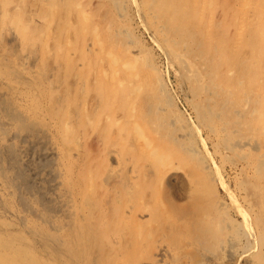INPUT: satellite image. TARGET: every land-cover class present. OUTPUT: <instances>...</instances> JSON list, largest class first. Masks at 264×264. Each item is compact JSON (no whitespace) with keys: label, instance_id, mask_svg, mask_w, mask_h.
Listing matches in <instances>:
<instances>
[{"label":"rangeland","instance_id":"rangeland-1","mask_svg":"<svg viewBox=\"0 0 264 264\" xmlns=\"http://www.w3.org/2000/svg\"><path fill=\"white\" fill-rule=\"evenodd\" d=\"M122 1L123 15L116 18L115 14L114 19L117 23L113 22L114 19L113 21L107 19V13L104 12V28L100 33L93 31L91 33L89 28L86 32L87 28L83 30L79 27L80 18L76 15L78 13L76 9L79 10L80 6H83V3L79 5L81 0L80 2L78 0V4L75 2L73 6L69 0H0V148H5L9 144L14 145L16 154L20 152L18 154L22 164L37 176L36 184L37 186L39 184L38 188L41 189L38 194L46 192L40 196L50 199L58 209L53 214L45 212L36 196H25L23 205L7 182L12 173L0 172V264H101L100 241L94 244L93 240L89 239L87 230L81 228L83 226L81 223H84L79 208H82L83 204L79 196L80 193H89L91 187L102 184L101 178L95 179L102 168L109 166L118 169L119 165L120 167L127 165L135 177H138L136 168H141L140 166L151 173L155 172V176L153 175L149 182L153 187H158L161 183L160 175L175 165L181 174H190L192 177L187 179L189 181L185 180L183 186L171 184L165 193L172 196L180 206L187 207L193 202V199L188 202L189 204L185 202L189 201L187 195L192 196L199 189L197 192L202 199L212 202H205L209 207L212 206L215 210L220 208L222 213L224 211L223 220L229 228V239L233 241L221 250L219 259H216L218 263L214 262L264 264V133H261L264 131V0H212L213 26L205 29L203 25L197 23L198 27L193 32L196 37L192 38H198L199 42L195 41L197 44L202 42V48L200 46L198 50L204 51L203 59L206 57L208 60L205 62L206 66L214 67L215 64H219L216 65L217 71L223 72L218 84L223 85L224 82V87L215 89L217 94L215 101L218 104L212 105L205 103L207 94L205 75L199 71L197 73L194 65L193 69L192 58L180 56L181 52H177L178 49H171V44L167 45L162 38L157 37L152 25L141 14V0ZM204 1L208 9L209 0ZM67 2L70 6H67ZM92 3L98 2L93 0ZM196 14L197 17L200 15ZM194 20L193 22L198 18ZM184 21L185 26L181 31L190 27L188 22H191V19L185 16ZM112 22L115 24L114 27H110ZM223 28L224 34L221 37L228 41L224 45L228 56L219 51L221 57H215L214 49L217 48V44L214 47V43L208 44L207 41H219L218 33L223 31ZM113 32L119 33L118 36ZM92 34L95 37L99 35L102 47H107L102 49L104 54L110 47L118 59L123 60L127 57L131 61H136L137 76L141 82H145L143 79L149 74H154L153 77L161 84L168 102L164 112L166 126L163 124L164 127H157L152 130L153 132L147 128L148 126L145 127V121L140 117L147 113L146 109L149 107V103L144 101L147 92L142 90L143 93L136 94L138 91L134 90L138 87L136 81L132 82V76L125 79L128 76L124 74L126 70L121 66V62L117 66H112L107 54L98 55L97 52L83 58L86 47L92 43ZM113 37L115 39H112ZM127 44L131 46V51L137 53L125 54ZM100 46L99 43L98 48ZM191 48H195L194 45ZM169 50L171 52L173 50V54ZM175 56L178 59L173 60ZM134 57L138 60L133 59ZM114 72L118 73L113 75ZM194 72L196 74H192ZM122 79L126 80L125 89L130 87L128 92L123 88L119 91L121 88L118 84ZM114 84L116 85L113 86ZM133 85L136 87L131 91ZM229 86L237 88L233 90ZM128 94L133 99L137 98L136 101L139 99L135 113L130 109L128 112L121 111L123 107L125 109L122 100ZM236 96H239L240 100ZM102 97L108 100L110 106L98 119L90 110ZM219 100H222V103ZM224 100L228 102L225 104ZM243 105L246 106L245 109ZM220 110L224 112L223 120H215L212 114L221 113ZM3 111L12 114L15 112L14 114L25 119L27 124L30 123V127L33 125L34 128L37 127V136L28 135L29 131H21L19 134L20 122L5 118ZM166 113H171L170 119ZM87 118L93 125H90ZM225 123L232 134L220 133ZM83 127L85 129H82ZM137 127L141 134L143 131L142 139L148 138L149 144L159 146L156 147L159 152L154 149L153 156L146 152L136 154L138 141L142 136L138 134ZM5 131L7 135L4 134ZM90 131H96L93 137L98 134L103 148L99 155L94 153L95 157L92 159L87 157V139L84 138L85 133ZM170 135L177 137L178 140L182 139V148L168 141ZM119 138L121 140L117 142ZM249 139L257 141L256 151L251 150L253 148L247 147L242 150L239 147V143L241 146V142ZM160 142H165V146L160 145ZM106 152L113 158H109ZM160 153L168 155V159ZM156 154L161 159L156 157L155 160ZM170 161L169 168L165 165L170 164ZM162 162L164 164H159ZM35 165L39 168L38 171L35 170ZM4 167H7L6 163ZM28 201L29 203H26ZM75 240L80 241L79 247L75 246ZM95 250L96 254L93 253Z\"/></svg>","mask_w":264,"mask_h":264},{"label":"bare ground","instance_id":"bare-ground-1","mask_svg":"<svg viewBox=\"0 0 264 264\" xmlns=\"http://www.w3.org/2000/svg\"><path fill=\"white\" fill-rule=\"evenodd\" d=\"M69 1L71 2L72 6L75 2H76V4H78V0L77 1L76 0H69ZM92 1L93 0H81V2H80V0H79V2H80L79 5H81L83 3V6H80L79 10L76 9V11H78V13L76 15L78 18H80L79 19V27L80 28H82L83 30H85L87 28L86 32L88 31V28H89L90 32L93 31L94 33L95 32L100 33L101 29L104 28V26H103L104 21H105L104 12L107 13V16H108L107 19L110 18V21H113V19L116 16H117L116 18H118V16H120L122 14L121 12L123 11V8H124L123 7V1L122 0H97V2H98L97 4H95L96 2L92 3ZM108 2H110V3H108ZM67 4H68L67 6H70L69 5L70 3L67 2ZM111 4H112V7H110ZM207 4H208V7L210 9L209 8L207 9V7H206L207 5L205 4V1L203 2V0H194V2H189L188 0H141L140 9H141V12H142L141 14L143 15L144 19L146 17L147 21L152 25V27L154 29L153 31L157 35V37L162 38L163 41L167 43V45L171 44L170 45L172 47L171 49H173V48L178 49V51L177 50L176 51L181 52L180 56L183 55L185 57L192 58L191 59L193 61L192 66L194 65L197 68V69H195V71H197V73H198V71H199V73L202 72L205 75L206 78L204 77V79H205V85L207 88V91H206L207 94L205 96V103L212 105V103L213 104L217 103V101H215L216 95H217L215 92V89H217L219 87H224L223 86L224 82H223V85L218 84L219 78L221 77L223 72L220 73L219 70L217 71L218 67L216 68V65L218 66L219 64H215L214 67L213 66L211 67V65H210L211 68L206 66L205 62H207L208 60H206V57H205V59H203L202 54L204 51L201 52L198 50V48L200 46L202 48L203 44H202V42L200 44L199 43L197 44V42H199L197 40L198 38H194V39L192 38L193 36L196 37V35L193 32L198 27L197 23H200V25H203L205 27V29L207 27L213 26L212 25L213 15L211 13L214 11V5H213L214 3L212 0H209V2ZM263 4H264V2H263ZM79 5L77 6V8L79 7ZM138 7H139V5H138ZM239 12H240V10H239ZM196 13H200V15L197 17ZM110 14H112V15L110 16ZM115 14H116V16H115ZM193 14H196V15H193ZM4 15H6V14H4ZM239 15H240V13H239ZM185 16L187 18L189 17V19H191V22H188L190 27L186 28V30L181 31V28L183 26H185V21H184ZM193 17H196V19L198 18V20L195 21L196 19L194 20ZM2 19H3V17H2ZM193 20L195 22H193ZM113 22L116 24L117 23L116 19H114ZM113 22H112L110 27L115 26V24H113ZM116 26H118V25H116ZM115 29H117V28H115ZM242 29H243V27H242ZM219 30L220 29H218V31ZM221 31H219V33H218L220 35V37H218V40L220 39L219 41H214V40L212 42H211V40H209V42L207 41L208 44L214 43L213 44L214 47L217 44V48L215 47V49H214V52L216 53L215 57L219 56V51H221V52L223 51L222 52L223 55L227 54V52L225 51L226 47L224 45H226V43L228 41L223 39V37H221L224 34V28H223V31L222 32ZM240 31H241V29H240ZM115 32H116V30H115ZM108 34H110V33H108ZM117 34H119V33H117ZM117 34L114 33V35H117ZM97 36L98 37H95V35L92 34V38H93V40L91 39L92 43H90V46H88V48L86 47V51H84L83 58H87L86 57L87 55H90V54L92 55L93 53L97 52L98 55H101L102 53H103L102 55L107 54L108 59H109L112 66L113 65L117 66L119 64V62H121V66L123 68H125V70H126V72L124 74L128 76L125 79H127V78L129 79V77L132 76L131 77L132 82L136 81V86H138V87H136L133 85V87L131 88V91L134 87H136L137 89H134V90H138V91H136V94L138 92L141 93L142 90H145V92H147V94L145 95L144 101L146 103L147 102L149 103L148 104L149 107H147L148 109H146L147 113L146 114L143 113L142 117H140L145 121L144 122L145 127L148 126L147 128L152 131V130H155L157 127L166 126L165 122H167V121H166V117H165L164 112L166 109L165 107L168 106L166 104L168 102H166V96H165L166 94L164 93L165 91L163 90L161 84L159 82H157L156 79H154V77H153L154 74L153 75L149 74L145 79H143L145 82H141L138 78L139 76H137L138 68L135 65L136 61L135 62L133 60L131 61L127 57H126V59L123 58V60L118 59L119 57L114 55L113 49H111L110 47H109V50H107L104 54V51H102V49H105L107 47H105V46L102 47V43L99 42V40L100 41H102V40H101V38H99L100 37L99 35H97ZM112 39H115V38L113 37ZM191 40L193 42H191ZM196 40H197V42H195ZM83 41H84V39H83ZM204 41H206V40H204ZM217 42H221L222 45L218 44ZM99 43L101 44V46L98 48ZM229 44L230 43H228L227 46H229ZM192 45H194L195 48L192 49L191 48ZM213 45H211V46H213ZM232 46H233V44H232ZM130 47L127 44L126 49H124L125 54L130 55L131 52H133L130 50ZM224 51L226 53H224ZM134 52H136V51H134ZM169 52H171V51L169 50ZM172 52H173V50H172ZM174 53H175V51H174ZM80 55H82V54H80ZM223 55H222V57L224 58ZM227 56H228V54H227ZM116 57H117V59H115ZM175 57L173 60L178 59L177 57L176 58ZM219 57H221V56H219ZM133 59H135V57ZM220 59H217V60H220ZM135 60H138V59L136 58ZM187 60H188V58H187ZM217 60H216V62H217ZM66 61H65V63H66ZM214 61H215V58H214ZM65 65H67V63ZM183 65H187V64H183ZM230 65L231 64H229V66ZM194 66H193V69H194ZM231 67H232V65H231ZM135 68H137V69H135ZM182 68H184V67H182ZM230 69H228V70H230ZM150 72H152V71H150ZM228 72L230 73V71H228ZM232 72H233V70H232ZM115 73H118V72H114L113 75H115ZM192 74H196V73L194 72ZM104 77H106V76H104ZM114 79L115 78H113V80ZM125 79H122V82H119L118 85L121 88L120 90L118 89L119 91H121L122 88L125 91L130 89L129 86H128L129 87L128 89H125V85H124V83L126 81ZM194 79H196V78H194ZM197 80H200V79H197ZM108 81H109V79H108ZM114 81H112V82H114ZM202 81H204V80H202ZM219 83H220V81H219ZM128 84H131V83H128ZM115 85L116 84H114L113 86H115ZM82 87H84V86H82ZM233 87H230V88L233 89ZM115 88L116 87H114V89ZM117 88H118V86H117ZM235 89H233V90H235ZM81 90L83 91V89H81ZM224 91H225V89H224ZM129 92H130V90H129ZM236 93L238 94V92H236ZM121 94L124 95L123 92ZM221 94H223V93H221ZM225 95H226V93H225ZM124 97L125 98H123L124 100H122V104L125 106V109L123 107V110H121V111L125 110L126 112H128L130 109L132 113H135L134 111H136V108L138 105L137 101L139 99L136 101L137 98H134V99L131 98L130 94H128V96L126 95ZM237 98H239V96ZM239 100H240V98H239ZM242 101H243V99H242ZM227 102H225V100H224L225 104ZM234 104H236V103H234ZM93 105L91 107L90 113L97 116L98 119H99V117H101V115L103 116L105 110H107L108 106H110L108 103V100L103 98V97L100 99V101L95 102V104H93ZM223 107H226V106H223ZM245 107L246 106H244V109H245ZM220 108H222V107H220ZM144 109H145V107H144ZM217 109H219V107ZM227 109H229V106H227ZM230 109H231V106H230ZM242 109H241V111H242V113H244ZM256 109H258V108H256ZM4 110H6V109L4 108ZM222 112L223 111H221V113L219 112L220 114L216 113V115L212 114V116H214L213 118L215 120H223ZM14 113L12 114V112L10 113L7 111L2 112V114L5 115V118L9 117V118H11V120H14V121L16 120V122H18V123L20 122L19 134L22 133L21 131H24V132L29 131L28 135L37 136V134H36L37 133L36 132L37 127L34 128V125H33V127H30L29 126L30 123L27 124V121L25 122V119H23L21 116H18V114L15 115ZM234 113H236V112H234ZM170 114L166 113V116L169 118ZM207 115H209V113ZM127 116H128V113L126 115V118H127ZM248 117H249V115H248ZM208 118H209V116H208ZM253 118H255V117H253ZM253 118H249V120L250 119L252 120ZM87 121L90 123V125H93V124H91V120L89 118H87ZM208 121H209V119H208ZM65 122H66V120H65ZM126 122H127V120H126ZM216 122L214 123V125L216 124ZM6 123H8V122H6ZM163 124H164V126H163ZM255 124L257 125L256 122H255ZM211 125H212V123H211ZM233 125H235V123ZM238 126H240V124ZM64 127L65 126H63V128ZM236 127L237 126H235V128ZM82 129H85V127H83ZM136 129H137V131H139L138 127ZM173 130H175V129H173ZM237 130H238V128H237ZM67 131H69V130H67ZM136 132H134V133H136ZM221 132L222 133L229 132V130L227 129L226 123H225V127L221 129L220 133ZM6 133L7 132L5 131L4 134H6ZM94 133H96V131L95 132H91V131L86 132L85 136H84V138L87 139L86 150L88 153L87 157H89V159L90 158L92 159L93 157H95V154L99 155L100 151L103 149L102 145H101V140H100L101 138L100 139L98 138V136H97L98 134L95 135V137H93ZM261 133H264V131ZM138 134H141V131H139ZM229 134H232V132L231 133L229 132ZM233 134L235 135V133H233ZM63 135H65V134H63ZM141 135H142L141 139L139 138L140 140L138 141L139 145H138V149L136 151V154H138L137 152H139V154H143L144 152H146L150 156H153L152 155L153 150L157 149L159 146H154L152 144H149L150 141L147 138V140H148V142H147V140L145 139L146 137L144 138L145 140H143L142 139L143 131H142ZM119 136H121V135H119ZM170 136H168V141H171L173 143V145H176V147L181 146V148H182V145H181L182 139L179 138V140H180L179 141L177 139V137L172 136V135H170ZM179 137H181V136H179ZM25 138L27 139V137H25ZM120 138H119V140L117 139V142H119L121 139L123 140V138H121V139ZM250 138L252 139V137H250ZM24 139H23V141H24ZM251 139H249L246 142H241L242 143L241 146L239 143V147L242 150L248 147V148H253L251 150L256 151V149H258L257 148L258 143H257V141H254ZM163 143L160 142V145H162L164 147L166 143L165 142H163ZM136 145H137V143H136ZM234 149H235V146H234ZM190 150H189V152H190ZM157 151L159 152L160 150L157 149ZM154 152H155V150H154ZM18 153H20V152H18ZM18 153L16 154L15 147L13 144H9L5 148H0V172L3 174L5 172H8V173L11 172L12 173V175L9 176V178H7V180H8L7 182L13 188L14 192L18 195V197L20 198L19 200L22 201L21 203L23 205H24L23 201L26 199L25 196H29V197L36 196L35 197L36 200L39 202V204L41 205V207L43 208V210L45 212H47L49 214L56 213L58 211V209H56V206L52 203V201L50 199H46V198L42 197L43 194H45L46 192L45 193L43 192V194L40 193V195L42 194V196H40L38 194L41 189H39L40 188L39 184H38L39 188L36 184L38 182L35 179L37 176H35L36 174H33V171L30 172L31 169L26 168L25 164H22V162L20 160L21 157ZM110 153H111V151H110ZM134 153L135 152H133V154ZM108 154H109V152H106V155L109 156V158H111L112 156L110 157V154L109 155ZM160 154L162 155V153H160ZM73 156H75V154ZM116 156H117V154H116ZM162 156L164 157L165 155L163 154ZM167 156L168 155H166L165 157H167ZM156 157H159L161 159V157L157 155V156H155V160H157ZM169 157H170V155H169ZM160 159H158V161ZM167 159H168V157H167ZM167 159H166V161L169 162V160H167ZM47 160L48 159H46V161ZM151 161L149 160V162H151ZM166 161H165V163H166ZM160 162H161V160H160ZM258 162H260V161H258ZM5 163L7 164L6 168L4 167ZM36 163H38V161ZM47 163H48V161H47ZM196 163H195V165H196ZM124 164L126 165V163H124ZM159 164L162 165V164H164V162L159 163ZM36 165H35V170L38 171L39 168ZM47 165H49V163ZM168 165H171V161H170V164H167L165 166H168ZM123 166L124 165H122L120 167V165H119L118 169H116L115 167H109V166L108 167L105 166L104 168H102V170L99 172V175L95 176V179L97 177L101 178L102 184H98V185L91 187L90 192L88 191L89 193H87V194L80 193V196H79V197H81L80 199L82 200V204H83V207L79 208V210L81 209L80 210V212L82 213L81 219H82V222L85 224L84 225L81 222H79V223H81V225L84 226V227L83 226L82 227L80 226V227L82 229L87 230V232L89 233L88 237H89V239L93 240L94 244L96 242L100 241V243L102 245V249H100V251H102L101 256H100V260H99L100 263L101 264H216V262H217L216 259L219 257L218 255H220L221 250L223 248H225L226 244L229 245L233 241V240L230 241V239H229V234H228L229 228L226 226V224H225L226 222H224V220H225V216L223 215L224 211L222 213V211L219 210L220 208L218 210H215L212 208V206L209 207L208 204H206L205 202H207V203H212V202H210V201L208 202L207 199H205V201H204V199H202V196H200L199 193L197 192V191H199V189H197V191H195L192 194V196L187 195L189 201L184 200L185 202L188 203L193 199V202L190 203L191 205L188 203L189 206H187V207L180 206L177 202H175V200H174V198H172V196H167L165 193L166 188L168 186L170 187L171 184H177V185L179 184V185L183 186V184L185 183V180L189 181L187 179H190L192 176L190 174H187V173L181 174L176 165L173 167L170 166L171 168L168 166L170 169L166 170V173L164 172L160 175L161 179L159 181H161V183L159 184V186L153 187L152 184H150L149 182L155 176V172L151 173L150 170H145L143 168V166H140L141 168H138V167L136 168L138 177H135L134 175L131 174V171L128 170V168L126 167L127 165L125 167H123ZM161 168H163V167H161ZM192 169H194V168H192ZM156 170L159 171V169H156ZM198 170H199V168H198ZM198 170H197V172H198ZM39 172H37V173H39ZM187 172H189V171H187ZM199 172H200V170H199ZM197 174L199 175L200 173H197ZM204 175H207V174H204ZM193 177H194V174H193ZM95 179H94V181H95ZM203 179H206V178H203ZM173 187H174V185H173ZM89 188H87V190H89ZM177 189L179 190V188H177ZM179 192H181V191H179ZM83 194H85V195H83ZM37 195H38V198H37ZM180 202H181V200H180ZM26 203H29V201ZM215 203H216V201H215ZM184 205H187V204L185 203ZM27 207H30V206H27ZM73 243H74V241H73ZM74 244L76 247H79L81 245L79 240L78 241L75 240ZM234 244H235V242H234ZM90 249H91V246H90ZM90 249H89V251H91ZM229 250L231 251V248ZM94 252H95V254L97 253L96 250L93 251V253ZM214 261H216V262H214Z\"/></svg>","mask_w":264,"mask_h":264}]
</instances>
